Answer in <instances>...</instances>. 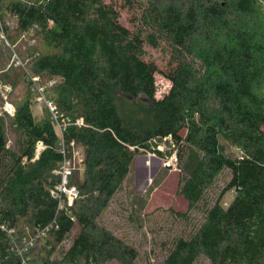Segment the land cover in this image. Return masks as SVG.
<instances>
[{"label": "trees", "instance_id": "obj_1", "mask_svg": "<svg viewBox=\"0 0 264 264\" xmlns=\"http://www.w3.org/2000/svg\"><path fill=\"white\" fill-rule=\"evenodd\" d=\"M125 1L138 11L134 31L105 0H0V32L30 42L23 76L54 81L50 98L68 122L60 137L49 115L34 116L30 79L14 115L0 116V264H137L103 216L136 156L171 154L157 148L168 135L187 203L172 213L192 225L161 243L158 264H264V0ZM145 44L169 53L159 99ZM71 142L82 152L70 177L78 197L59 208L55 170Z\"/></svg>", "mask_w": 264, "mask_h": 264}, {"label": "rangeland", "instance_id": "obj_2", "mask_svg": "<svg viewBox=\"0 0 264 264\" xmlns=\"http://www.w3.org/2000/svg\"><path fill=\"white\" fill-rule=\"evenodd\" d=\"M105 2L114 5L122 25L131 31L135 30L138 14L135 4H128L125 0H105ZM6 20L10 25L14 24L13 18L8 17ZM29 43L27 38L20 37L15 44H11L0 32V107L5 100L3 96H6L7 100L14 105L13 100L27 90L29 75L24 77L22 68H25L27 61ZM144 50L143 59L153 62L158 70L155 74V98L159 99L168 90L170 84L165 77L169 68V53L165 50L164 44L158 47L145 44ZM32 110L37 119L44 115H49L52 119L49 111L35 102ZM6 131L9 138L8 146L13 149L15 135L9 123H6ZM158 144L162 146L165 154L171 151L172 155L159 157L151 153L154 156H147L145 160L136 156L124 186L114 196L103 216L106 224L114 229L116 235L126 237L134 244L138 252L137 264H158L166 254L161 243L175 235L189 232L192 225V220L180 218L172 213V210L185 211L187 207L186 201L177 193V182L181 172L177 158L171 159L175 155L174 147L163 140H160ZM73 150L76 152L75 172L81 167L82 152L76 145ZM227 151L232 154L237 152L235 148L228 145ZM228 178L225 170L217 180L214 187L215 193L220 192ZM232 197L233 190L227 191L222 199L223 205L226 206ZM131 216V220H128ZM71 240L72 233L60 243V250L67 249Z\"/></svg>", "mask_w": 264, "mask_h": 264}, {"label": "built area", "instance_id": "obj_3", "mask_svg": "<svg viewBox=\"0 0 264 264\" xmlns=\"http://www.w3.org/2000/svg\"><path fill=\"white\" fill-rule=\"evenodd\" d=\"M31 80V89L35 92L34 102L39 104L41 107H44L49 111V114L52 116V120L55 123L56 129L58 131V134L60 137H62V133L67 125V119L61 118L59 119L57 114V107L55 103L50 98V92L49 87L54 83L53 80H50L48 83H42L39 81L38 77H29ZM4 97V103L0 107V115L3 116H13L15 112V106L12 104V102L7 100L6 96ZM78 125L82 124V118H78L76 122ZM62 140V138H61ZM163 141H171V135L165 136L162 139ZM72 147V152L70 155H65L63 160L60 162L58 168L55 170V173L59 175L60 181L55 188V190H52L51 194L54 197H57L59 199V208H69L73 206L75 200L78 197V190L75 185L70 183V177L72 176L74 172V158L76 156V152H74V144L73 142L70 143ZM45 146L42 142H38L35 147V156L37 157L40 150H42ZM158 149L162 151V146L158 144ZM65 149L62 147L61 151L65 153ZM175 154V152H174ZM172 155V154H171ZM176 155V154H175ZM175 155L171 157V159L176 160ZM82 161V157L80 158V162ZM52 225H49L42 229L40 232L45 233ZM33 240L32 237H30L29 243H31Z\"/></svg>", "mask_w": 264, "mask_h": 264}, {"label": "water", "instance_id": "obj_4", "mask_svg": "<svg viewBox=\"0 0 264 264\" xmlns=\"http://www.w3.org/2000/svg\"><path fill=\"white\" fill-rule=\"evenodd\" d=\"M147 156L151 157V156H154V155H152V154L150 153V154H146V155H141V156H139V157H140V159H144V160H145V158L147 159ZM145 162H146V161H145Z\"/></svg>", "mask_w": 264, "mask_h": 264}]
</instances>
